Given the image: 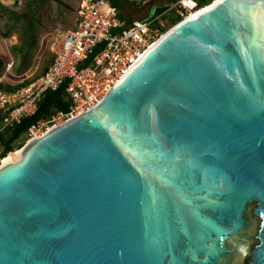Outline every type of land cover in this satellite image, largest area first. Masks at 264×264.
I'll return each mask as SVG.
<instances>
[{
	"label": "water",
	"instance_id": "1",
	"mask_svg": "<svg viewBox=\"0 0 264 264\" xmlns=\"http://www.w3.org/2000/svg\"><path fill=\"white\" fill-rule=\"evenodd\" d=\"M19 150L0 264H264V0L183 19Z\"/></svg>",
	"mask_w": 264,
	"mask_h": 264
},
{
	"label": "built area",
	"instance_id": "2",
	"mask_svg": "<svg viewBox=\"0 0 264 264\" xmlns=\"http://www.w3.org/2000/svg\"><path fill=\"white\" fill-rule=\"evenodd\" d=\"M209 1L212 4L216 0ZM207 6H200L198 0H176L162 13L146 20L128 22L118 16L108 0H80L74 26L60 37L47 71L37 81L14 93H0V110H9L0 131L19 123L23 116L32 115L41 95L56 90L65 79L68 80L65 88L70 103L68 111L56 112L49 120L32 125L25 133L26 139L39 136L50 127L89 109L118 84L163 36L165 15L174 14L183 20ZM101 44V51L86 67L79 68L93 49ZM3 159L0 157V165Z\"/></svg>",
	"mask_w": 264,
	"mask_h": 264
},
{
	"label": "rangeland",
	"instance_id": "3",
	"mask_svg": "<svg viewBox=\"0 0 264 264\" xmlns=\"http://www.w3.org/2000/svg\"><path fill=\"white\" fill-rule=\"evenodd\" d=\"M173 1L145 0L144 3H137L126 0L130 15L126 11L124 14L126 19L146 20L152 16L151 10L155 6L162 7ZM79 3L80 0H0V60L3 62L0 84L13 86L26 81L33 83L42 76L44 68L53 59V50L60 37L74 26ZM169 19L177 20V16L171 14ZM169 29L166 26L165 32ZM3 34L9 37L3 38ZM20 45L23 50L15 52L14 47ZM24 63L28 68L20 71ZM0 93L4 94L1 89ZM2 111H6V108ZM27 141L23 135L13 146Z\"/></svg>",
	"mask_w": 264,
	"mask_h": 264
},
{
	"label": "trees",
	"instance_id": "4",
	"mask_svg": "<svg viewBox=\"0 0 264 264\" xmlns=\"http://www.w3.org/2000/svg\"><path fill=\"white\" fill-rule=\"evenodd\" d=\"M109 3L113 8L117 10L118 16L121 19H126L124 11H126L127 15H130L128 13V4L126 0H108ZM176 1V0H175ZM174 2V1H173ZM200 6H207L210 4L209 0H198ZM170 4V3H169ZM169 4H165L162 7L155 6L151 12L152 16L155 14L162 13L166 10ZM1 6V5H0ZM14 17L15 15L12 14ZM171 14H167L163 17V20L165 22V25L167 28H171L177 23L181 21L179 17H177V20L169 19L168 16ZM128 22L133 21V17L127 18L126 19ZM166 26L164 29V32L166 30ZM3 38L9 37L8 34H3ZM25 47V43L23 44ZM103 45H98L96 48L93 49V51L87 56V58L80 64L79 68H84L86 67L93 56L98 54ZM15 52L16 51H22L23 46H15L13 49ZM53 59L50 60L48 65L44 68L42 75L47 71L49 66L51 65ZM3 67V62L0 60V69ZM28 66L26 63H24L23 67H21L20 71H23V69H27ZM32 81H26L22 84L19 85H13V86H7V85H2L0 84V89L3 91L4 94H9V93H14L17 90H20L27 85H29ZM68 80L65 79L62 81V83L59 85V87L54 90V91H46L44 92L41 97L39 98V101L36 104V111L29 116H23L19 123L14 124L12 127L6 128L2 131H0V149H1V154L0 157H4L7 153L13 152L16 150H19L24 142H20L16 147L13 146V143L16 142L17 140L21 139L23 135L27 132V130L32 126L36 125L39 121H47L51 118L52 115H54L56 112H63L66 113L68 111V107L70 105L69 101L67 100L66 93H65V88L67 86ZM8 111H2L0 110V127L2 125L3 120L7 117ZM24 139H22L23 141Z\"/></svg>",
	"mask_w": 264,
	"mask_h": 264
},
{
	"label": "bare ground",
	"instance_id": "5",
	"mask_svg": "<svg viewBox=\"0 0 264 264\" xmlns=\"http://www.w3.org/2000/svg\"><path fill=\"white\" fill-rule=\"evenodd\" d=\"M216 1H217V0H216ZM216 1H215V2H216ZM215 2H214V3H215ZM210 5H211V4H210ZM198 12H199V10L196 11V12H194V13H191L189 17L196 15ZM181 21H182V20H181ZM165 33H166V32H165ZM19 156H20V150H19L17 153H14V152L7 153V154L4 156V159H3V161H2V164L5 165V164H7V163H10V162H12L13 160H15L16 158H18Z\"/></svg>",
	"mask_w": 264,
	"mask_h": 264
}]
</instances>
